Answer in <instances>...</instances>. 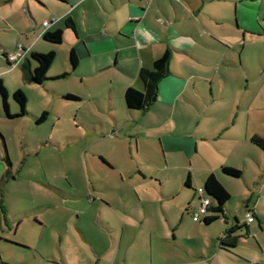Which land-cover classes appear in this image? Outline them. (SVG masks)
Listing matches in <instances>:
<instances>
[{"label":"crops","instance_id":"1","mask_svg":"<svg viewBox=\"0 0 264 264\" xmlns=\"http://www.w3.org/2000/svg\"><path fill=\"white\" fill-rule=\"evenodd\" d=\"M11 1L13 0H8L9 4L13 5L10 13L14 30H24L27 39V42L19 43L24 50L19 62L31 50L45 52L53 49L57 53L65 50L68 54L69 48H72L76 56V65L71 68L66 59L65 65L62 66V69H65L63 71H66L67 75L78 76L79 81L84 84L97 82L105 85V95L103 92L102 98L98 90H93L91 93L96 105L94 108L106 112L114 120L112 127L116 133L125 129L123 135L129 137L126 143L130 145L129 156L121 159L112 158L102 151L104 162L108 166L116 167L115 163H117L119 166L129 167L132 159L136 163L153 162L152 157L136 150L137 136L141 131L158 136L157 140L163 149L164 160L169 150L170 153L173 151L185 156L190 162L192 154L199 150L198 141L208 140L212 144L211 149L217 150L215 152L218 157L207 155L205 163L196 168L195 173L200 174L202 180L205 174L211 172L222 185L217 169L220 165L231 164L225 160L229 147L242 148L235 150L238 153L242 152L246 158V152L251 153V145L257 146L250 142L249 138L253 134L262 135L264 131L262 134L256 133L247 120L241 122L239 118L237 119L236 112L229 116L222 112L223 110L220 111L218 108L222 102L221 92L216 90L215 93L212 86H218L220 89L227 83L225 66L235 63V51L241 61V51L238 52V49H241L240 47L249 39V35L254 33L253 27L243 21L247 17L244 8L255 6L256 13L253 14L252 24L258 22L261 16L264 20V8L263 11L260 10L261 0H229L228 2L225 0H149L148 2L17 0L19 3ZM206 1L213 3L206 8L204 6ZM225 3H233V14H231V5ZM67 18L72 21L73 28L65 26ZM15 20L20 26L15 24ZM44 20L48 23L43 27L41 23ZM57 29L62 30L60 42H49L52 44L45 45L38 41L37 38L42 39L41 33L53 32ZM15 45L11 50H1L3 58L15 49ZM165 49L170 52L167 70L157 81L154 99L144 110L128 108L123 99L124 89L132 86L141 90L142 83L137 76L138 69L149 68L153 59ZM29 64L32 66L33 61L30 60ZM13 68L7 66L5 69L10 71ZM6 70L2 71L6 73L8 72ZM60 72L62 71L47 72L46 70L48 78ZM5 73L0 72L3 81H7L4 76L7 73ZM19 76L22 79L20 69ZM203 82L209 86V95L205 100L212 102V105L195 112L201 114L202 120L194 128L179 123L173 126L169 121L142 126L137 124L148 112L147 110L152 105L156 106L158 102H168L173 106L177 100L183 98L197 109L196 100L188 94V90L191 87L195 91L193 87H201ZM89 95L87 98H91ZM75 98L78 99L77 96ZM106 98L107 104H104L102 101ZM7 105L10 106L9 102ZM14 112L16 110L12 113ZM122 118H125V124L119 125ZM130 137L134 138V150ZM200 147L204 153L203 149L207 146L201 142ZM3 161L5 162L4 152L0 149V188L4 175L5 178L12 177L10 170L6 174L3 173L5 166L11 167L10 162L6 164ZM166 168L168 169L169 166ZM166 168L164 170H167ZM134 172L124 169L125 176L123 169L119 168L121 181L125 187V189L121 188L120 192L105 193L104 190H97L99 192L94 191L93 199L88 200L84 193L75 197L70 195L73 199L83 198L86 203L88 201V204L82 202L83 207L72 208L78 215L89 209L92 202L97 203L95 219L105 232L98 225L99 231L87 236V231L78 219L75 228L81 236L80 239L74 232L71 234L68 230L65 234V230L57 226L58 231L62 232L58 245L59 257L63 264H238L235 262L238 260H242L244 264H263L256 258L237 254L233 247L226 249L218 245L217 238L231 224L224 214L202 225L220 223L213 232L201 238L202 241L198 246L191 243L190 234L186 233L189 242L182 237L180 233L182 213L185 211L191 215L192 209L198 203V189L202 186L193 189L196 197L194 195L182 197L177 202L175 196L179 191L171 186L164 187L155 195L151 191H146L141 185L144 182L149 184L151 180L161 184V181L167 179L166 175L159 176L156 170L139 169L137 173ZM170 175L168 174L167 177ZM186 175L190 186V171ZM146 177L149 178L147 181H145ZM93 178L99 179V182L104 184L103 188L105 184L118 187L117 184H109L111 176L107 178L106 175L93 174ZM244 205L245 211L249 209L253 212V207L249 206L247 201ZM177 208L180 211L179 218L176 216ZM20 215L14 209L10 197L3 196L0 190V264H12L11 260L3 258V248L4 244H18L12 239L19 235L17 227L21 221ZM198 219L201 220V217ZM252 220L253 218L246 221L245 216L243 218V222L246 223ZM38 223L43 226V220Z\"/></svg>","mask_w":264,"mask_h":264},{"label":"rangeland","instance_id":"2","mask_svg":"<svg viewBox=\"0 0 264 264\" xmlns=\"http://www.w3.org/2000/svg\"><path fill=\"white\" fill-rule=\"evenodd\" d=\"M228 1L225 0V2ZM261 1L260 10L264 8V0ZM11 2L19 3L17 0ZM206 2L204 3L206 8L213 3ZM229 5L233 14V3ZM12 6L8 0H0V72L2 74L5 73L2 70H6L8 65L1 50H11L15 44L27 42L24 30H14L10 13ZM244 9L247 17L243 21L253 27L254 33L250 34L245 45L238 49V52L241 51V61L239 54L235 51V63L225 66L227 83L222 85V89V86L220 89L215 85L212 87L215 93L218 90L221 92L222 102L218 108L220 111L223 110L222 112L229 116L236 112L237 119L239 118L241 122L247 120L256 133L262 134L264 131V20L261 16L259 21L255 22L256 24H252L253 14L256 13L255 6L250 5ZM15 24L20 26L17 20ZM37 39L45 45L52 44L43 41L40 37ZM66 57L65 50L55 52L47 72L65 70L62 66L66 63ZM10 67L14 68L10 71L6 70L8 72L4 75L7 81L2 80L7 90V102L11 106H8L10 113L13 110L17 111L18 108L11 98V91L19 87L26 95L25 113L21 115L7 117L0 105V134L3 140L2 142L0 140V149L6 152L11 165L10 168L5 166L3 173L6 174L10 170L12 175L9 178H5L4 175L0 190L3 196L10 197L14 209L21 214V221L17 227L19 235L12 239L18 244H4L3 248V258L11 260L12 264H63L59 257L58 245L62 232L58 231L57 226L65 230V234L68 230L71 234L74 232L80 239L81 236L75 228L78 219L87 231V236L99 231V224L95 219L97 203L92 202L89 209L78 215L72 208L83 207L82 202L85 201L83 198L73 199L70 195L75 197L77 194L84 193L88 200L93 199L94 191L120 192L119 190L125 187L121 181L119 168L123 169L125 176L124 169L134 170V173H137L139 169L156 170L159 176L166 175L167 179L161 181V184L151 180V183L144 182L145 185H141L146 191H151L155 195L164 187L171 186L179 191L175 196V201L179 202L182 197L193 196V189L202 186L201 176L195 173V169L205 163L206 156L210 154L213 158L218 157L216 149L212 150L211 142L206 140L198 141L199 150L192 154L190 162L185 156L173 151L170 153L169 150H167L166 161V157L165 160L163 159V149L159 146L158 136L141 131L137 136L136 150L152 157L153 162L136 163L132 159L129 167L119 166L117 163H115L116 167H111L110 164L108 166L104 162L102 151L112 158L121 159L129 156L128 146L130 145L126 143L129 137L123 135L125 129L116 133L112 127L114 120L106 112L94 108L96 105L91 93L93 90H98L102 98L103 92L105 95V85L97 82L84 84L74 74L47 78L41 82H29L20 78V68L17 64ZM66 68L68 69L67 65ZM193 88L195 91L190 87L188 94L196 100L197 109L183 98L177 100L173 106L168 102H158L156 106L152 105L147 110L148 112L139 119L137 124L142 126L169 121L173 126L179 123L194 128L202 120L201 114L195 112L201 111L207 105H212V102L205 100L209 95L207 84L203 82L201 87ZM73 91L81 94V97ZM65 93L73 94L78 99L64 97ZM88 95L91 98H87ZM102 102L107 104V98ZM42 111L45 112L43 118L36 121ZM124 120L125 118H122L119 125L125 124ZM130 138L134 150V138ZM201 142L207 146L203 149L204 153L200 147ZM235 148L237 147H229L225 160L231 163L229 165L239 169L240 175L230 176L217 169L222 185L229 194L228 200L223 205V214L229 222L240 224L234 230L235 234H239L238 242L233 247L235 252L256 258L258 262L264 264V150L251 145V153L246 152L245 158L243 153H238ZM167 166H169L168 169ZM189 171L191 185L187 186L183 180ZM93 174L106 175L107 178L111 176L109 184H117L118 187L114 188L105 184L103 188L104 184L99 182V179H94ZM168 174L171 175L167 177ZM147 179L149 178L146 177L145 181ZM153 183L155 185H152ZM194 196L196 197V194ZM245 201L253 207L254 212L253 220L247 223V234L242 224ZM25 211L27 212L23 213ZM179 214L180 211L177 208L178 218ZM182 218L180 233L186 241H188L186 233L190 234V241L194 246H198L202 241L201 238L209 235L220 224L214 222L208 226H202V220H191L189 213L185 211L182 213ZM41 220H43V226L38 223ZM101 228L105 232V229ZM101 235L104 236V234ZM208 241L209 239L206 242ZM39 250L42 252L40 253ZM235 262L244 264L242 260Z\"/></svg>","mask_w":264,"mask_h":264},{"label":"trees","instance_id":"3","mask_svg":"<svg viewBox=\"0 0 264 264\" xmlns=\"http://www.w3.org/2000/svg\"><path fill=\"white\" fill-rule=\"evenodd\" d=\"M65 26L68 28H73L72 21L67 18L65 20ZM42 39L48 42H60L62 38V30L57 29L53 32H43L41 33ZM54 50L49 49L45 52L31 50L25 58L18 63L21 77L29 82H41L43 79H47L49 76L46 74V70L54 57ZM170 52L165 49L158 57L153 59L151 66L149 68L141 67L137 71V76L142 83V89L138 90L132 86H127L123 92L124 103L128 108H135L144 110L151 103V96L155 94L157 81L166 73L165 66L168 63ZM5 62L10 66L9 62ZM68 63L71 68L76 65V56L72 48H69L67 54ZM33 61V65L30 66L29 61ZM66 71H62L52 76V78H58L65 76ZM11 98L17 104V111L10 113L7 105V90L0 78V105L7 117L18 116L25 113L26 95L23 90L19 87L11 91ZM64 97L75 98V95L70 93H65ZM44 111H42L36 118V121H40L44 116ZM1 142L2 135L0 134ZM250 142L257 145L259 148L264 150V133L262 135H251L249 138ZM4 159L6 164H9L8 156L6 152L4 153ZM220 171L224 174L230 176H239L240 170L236 167L229 165H220ZM184 184H188V175L184 179ZM202 195L209 199L208 205L206 207V212L200 215L203 224H208L212 220L219 218L223 215V205L228 200L229 194L226 189L218 182L213 173L208 172L204 175L202 179ZM208 211L212 213H207ZM234 219H236L234 217ZM245 227V234H247V223L242 222ZM240 224L234 222L231 223L228 228L223 231V234L217 238L218 245L226 249H230L236 245L239 239V234H235L234 230L238 228Z\"/></svg>","mask_w":264,"mask_h":264},{"label":"built area","instance_id":"4","mask_svg":"<svg viewBox=\"0 0 264 264\" xmlns=\"http://www.w3.org/2000/svg\"><path fill=\"white\" fill-rule=\"evenodd\" d=\"M145 2H148L149 0H142ZM48 23L47 20L42 21V26H46ZM24 55V50L22 49L21 45L18 43L15 45V49L12 52H9L6 54L5 58L9 62L10 66L14 64H18V62L21 60V58ZM199 193V199L196 206L191 211V219L197 220L200 215H202L204 212H206V207L208 205L209 199L202 195L201 189H198ZM246 221H250L253 218V212L250 210H246L244 213Z\"/></svg>","mask_w":264,"mask_h":264},{"label":"water","instance_id":"5","mask_svg":"<svg viewBox=\"0 0 264 264\" xmlns=\"http://www.w3.org/2000/svg\"><path fill=\"white\" fill-rule=\"evenodd\" d=\"M165 70H167V65L165 66ZM154 94L151 96V100H153L154 99Z\"/></svg>","mask_w":264,"mask_h":264}]
</instances>
